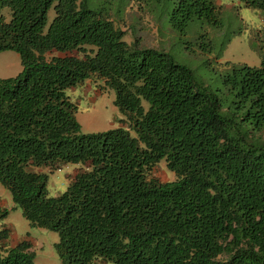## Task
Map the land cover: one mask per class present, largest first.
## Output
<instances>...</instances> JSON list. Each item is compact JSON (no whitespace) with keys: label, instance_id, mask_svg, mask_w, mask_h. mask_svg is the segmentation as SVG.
I'll return each mask as SVG.
<instances>
[{"label":"trees","instance_id":"1","mask_svg":"<svg viewBox=\"0 0 264 264\" xmlns=\"http://www.w3.org/2000/svg\"><path fill=\"white\" fill-rule=\"evenodd\" d=\"M171 1L170 26L207 24L193 42L211 49L221 2ZM127 28L91 0H0V51L22 66L0 77V183L30 224L58 233L62 264H264V35L259 65L218 61L225 102L160 46L126 41ZM87 79L114 90L127 127L81 131L65 89ZM162 157L173 179L155 174ZM68 162L77 169L50 195L44 169ZM8 234L0 264H36Z\"/></svg>","mask_w":264,"mask_h":264},{"label":"rangeland","instance_id":"2","mask_svg":"<svg viewBox=\"0 0 264 264\" xmlns=\"http://www.w3.org/2000/svg\"><path fill=\"white\" fill-rule=\"evenodd\" d=\"M94 6L104 13L120 18L127 28L126 41L138 39L143 45H158L169 52L173 58L190 66L197 78L211 87L225 101L227 97L221 79L219 62H246L260 64L259 43L264 35V9L246 6L238 0H218L221 2V24L211 32L212 48L202 50L198 32L209 31L207 24H189L185 32L172 28L168 21L171 0H91ZM5 19H9L7 6L2 8ZM54 14L53 7L47 12V23ZM122 18V19H121ZM196 24V25H195ZM216 29V30H215ZM212 30V29H211ZM215 54H220L215 57ZM211 58V59H210ZM219 61V62H218ZM218 63V64H217ZM20 56L14 49L0 51V77L17 74L21 70ZM66 94L77 105L76 118L81 131H104L119 125L127 127L126 117L114 102V90L104 86L101 79H87L65 89ZM131 134L134 130L130 129ZM264 142V128L258 132ZM78 167L77 163H61L59 167L47 172L46 187L50 195L61 193L69 182L70 173ZM162 180L173 179L175 172L166 165L162 157L154 169ZM0 203L8 209L0 227L9 230L6 238L10 244L26 240L34 250L36 264H62L55 248L58 233L52 229L32 225L15 205L8 188L0 183ZM106 264H115L107 261Z\"/></svg>","mask_w":264,"mask_h":264}]
</instances>
